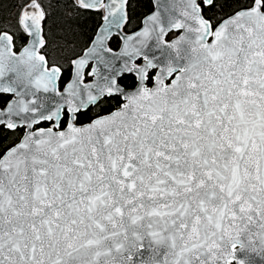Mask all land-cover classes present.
I'll return each instance as SVG.
<instances>
[{
    "label": "snow or ice",
    "instance_id": "snow-or-ice-1",
    "mask_svg": "<svg viewBox=\"0 0 264 264\" xmlns=\"http://www.w3.org/2000/svg\"><path fill=\"white\" fill-rule=\"evenodd\" d=\"M0 264H264V0H0Z\"/></svg>",
    "mask_w": 264,
    "mask_h": 264
}]
</instances>
